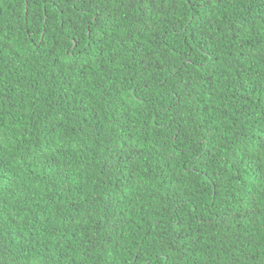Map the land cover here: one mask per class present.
Instances as JSON below:
<instances>
[{
  "label": "trees",
  "instance_id": "trees-1",
  "mask_svg": "<svg viewBox=\"0 0 264 264\" xmlns=\"http://www.w3.org/2000/svg\"><path fill=\"white\" fill-rule=\"evenodd\" d=\"M0 264H264V0H0Z\"/></svg>",
  "mask_w": 264,
  "mask_h": 264
},
{
  "label": "snow or ice",
  "instance_id": "snow-or-ice-1",
  "mask_svg": "<svg viewBox=\"0 0 264 264\" xmlns=\"http://www.w3.org/2000/svg\"><path fill=\"white\" fill-rule=\"evenodd\" d=\"M209 2H210V3H215V2H216V0H209Z\"/></svg>",
  "mask_w": 264,
  "mask_h": 264
}]
</instances>
